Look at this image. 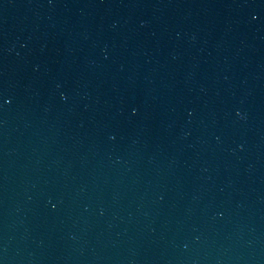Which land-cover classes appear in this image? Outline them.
Instances as JSON below:
<instances>
[{"label": "water", "instance_id": "water-1", "mask_svg": "<svg viewBox=\"0 0 264 264\" xmlns=\"http://www.w3.org/2000/svg\"><path fill=\"white\" fill-rule=\"evenodd\" d=\"M0 264H264V0H0Z\"/></svg>", "mask_w": 264, "mask_h": 264}]
</instances>
